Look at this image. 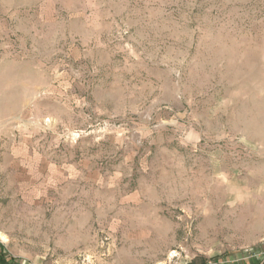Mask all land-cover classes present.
<instances>
[{"label": "rangeland", "instance_id": "obj_1", "mask_svg": "<svg viewBox=\"0 0 264 264\" xmlns=\"http://www.w3.org/2000/svg\"><path fill=\"white\" fill-rule=\"evenodd\" d=\"M0 243L264 264V0H0Z\"/></svg>", "mask_w": 264, "mask_h": 264}, {"label": "trees", "instance_id": "obj_2", "mask_svg": "<svg viewBox=\"0 0 264 264\" xmlns=\"http://www.w3.org/2000/svg\"><path fill=\"white\" fill-rule=\"evenodd\" d=\"M0 264H27L18 262L11 254L7 253L4 244L0 243Z\"/></svg>", "mask_w": 264, "mask_h": 264}]
</instances>
